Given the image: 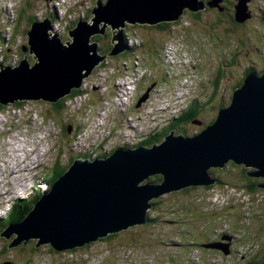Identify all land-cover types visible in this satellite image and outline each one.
<instances>
[{"label": "rangeland", "instance_id": "1", "mask_svg": "<svg viewBox=\"0 0 264 264\" xmlns=\"http://www.w3.org/2000/svg\"><path fill=\"white\" fill-rule=\"evenodd\" d=\"M96 1L0 0V60L3 53L7 56V59H3L6 63L13 56L22 58L24 55L22 53L20 55L19 49L20 45L27 41L26 32L30 25L36 20L50 17V14L54 16V18L51 16V19L58 28L53 33L57 34L63 43L71 41L68 38V31L73 30L79 20L91 24L94 17L91 15V10ZM101 1L104 3L106 0ZM253 11L254 17L244 25H236L229 13L221 16L215 11L203 12L197 19L187 14L186 20L189 22L186 29L187 45H183L180 41L166 43L162 59L159 51L156 52V48H152L151 43L155 38L164 37L163 34L148 26L129 27L126 44L134 48V44L142 41V47H139L136 54L142 56L143 64L151 71V76L141 78L145 67L141 62L142 58L140 59L138 55H134L131 61L119 62L118 57L107 60L105 67L97 74L114 75L115 68L111 67L112 64L120 68L117 71L119 75H115L111 82L114 89L109 107L104 103L106 98L97 96V90L100 89L97 87L98 78L83 80L79 88L82 93L90 94L87 105L85 104L87 94H84L74 98L73 102L77 105L72 107L65 103L64 109L53 116L55 110L43 101L23 102L21 106L9 104L4 107L0 111V190L7 191L4 193V200L9 201L8 209L17 200H29L33 194L39 193L40 187H35L34 190L32 185H38L39 182L41 184L39 181L41 176L47 173L45 175L47 178L51 168L57 163L62 167L69 163L71 150L67 142L71 138L66 129L76 124L84 130L90 127L92 121L95 124L97 110L104 109L106 114H111L100 128L104 130L103 134L109 135L110 142L133 137V133L126 129L129 127L127 121L130 119L138 127L140 126L135 119L134 107L120 112L116 107L110 106L128 98L131 86L138 82L139 78L140 83L137 88L139 92L150 86V83L155 87V83L158 84L160 93L171 92L170 89L174 88L172 94L180 96V86L189 77L181 72L182 69L177 71L182 75L167 77L163 68V61H169L175 51L191 59L187 72L194 73L191 77L193 79L191 89L200 86L196 92L202 111L197 119L202 125L198 127L191 123L182 124L181 128L179 125L174 130L177 134L179 132L183 134L182 132L185 131L184 134L188 137L199 133L214 120L220 104L223 106L221 108L228 107L230 94L245 71L250 68H252L250 71H264V0L255 2ZM30 19H34L31 24ZM130 31L135 32L139 39ZM106 32L107 36L98 41V52L102 55L104 53L100 49L106 42H110V31ZM13 40L14 42L11 43ZM126 53L127 51L124 54ZM28 58L32 63V58ZM107 62L111 66H107ZM216 82L219 83L218 88ZM91 87L95 88L92 90ZM163 102L169 104V97H163ZM164 107L158 105L155 110ZM165 118L168 119L169 114L164 111L156 117L157 135L164 131L163 128L171 125V122L168 123ZM143 128L149 131V124L145 122ZM39 135L44 137L42 145L43 148L48 146L49 152L43 159V166L35 170L33 167L38 164L36 162L38 158L31 149L36 147L32 141H35V136ZM156 139L150 137L145 143H152ZM14 149L18 151L14 152ZM79 152L82 153L83 148H80ZM19 162L21 165L18 166ZM23 166L26 168L24 172L9 175L10 171H21L19 167L22 169ZM240 167L244 168L242 165L228 162L222 169L212 172L210 170L211 177L215 176L216 180L217 178L221 180L219 184L217 180L212 187L208 185L189 189V192L178 191L162 195L158 199L160 206L153 205L148 213L145 226L122 232L113 239L87 248L84 252L74 253L73 257L68 253L56 255L49 246L36 248L38 251L29 255L32 248L29 245L20 253H18L19 249L5 251L4 257L0 259L15 260V264L16 262L19 264L28 262H31L30 264H109L112 261H115V264H201L203 252L195 245L210 241L226 244L229 242L227 237L233 236L235 245L230 242L229 247L230 250L233 249L229 255L231 257H224L229 260L227 264L259 262L264 255V191L258 189V192L256 190L250 193L249 183L243 179ZM244 169L246 172L251 171L249 168ZM261 182L259 180V184ZM26 183L27 187L24 188ZM18 185L20 188L16 190ZM21 188H24L25 194L23 195L22 192L20 196L18 193ZM8 213L0 210V231L5 228L3 225ZM244 241L248 243L239 246L240 242ZM3 247L4 242L0 239V252ZM166 252L170 253L169 258ZM22 254L28 255L23 258L27 259L30 256L31 259L21 263ZM232 259L234 261H231Z\"/></svg>", "mask_w": 264, "mask_h": 264}, {"label": "water", "instance_id": "2", "mask_svg": "<svg viewBox=\"0 0 264 264\" xmlns=\"http://www.w3.org/2000/svg\"><path fill=\"white\" fill-rule=\"evenodd\" d=\"M221 1L211 0L207 5L218 8ZM95 5L91 24L79 20L68 31L71 41L65 43L53 33L50 17L30 25L18 66L0 62V106L25 101L56 103L78 90L106 58L127 50L123 35L127 25L171 23L185 10L198 13L205 9L203 0H97ZM250 16L245 1L240 0L234 22L241 24ZM108 29L111 49L102 55L92 39L105 36ZM148 92L136 108L146 101ZM228 162L251 169L246 175L261 180L257 187L264 191V72L248 74L233 91L230 105L221 108L214 122L193 137L175 136L172 130L151 148L117 149L93 162L74 160L26 216L9 224L0 238L15 235L9 248L30 240L35 241V248L49 246L55 253L82 248L109 234L145 225L150 201L214 184L210 170L222 169ZM149 176H159L161 181L147 183ZM219 249L227 254V245Z\"/></svg>", "mask_w": 264, "mask_h": 264}, {"label": "trees", "instance_id": "3", "mask_svg": "<svg viewBox=\"0 0 264 264\" xmlns=\"http://www.w3.org/2000/svg\"><path fill=\"white\" fill-rule=\"evenodd\" d=\"M101 1V0H100ZM102 2V1H101ZM106 2V1H105ZM199 15H200V12L199 13H196V14H193V18H195V19H197L198 17H199ZM51 16H52V18H54V16L52 15V14H50V18H51ZM34 21V19H30V24L32 23ZM17 26H18V23H17ZM149 27H151V28H153V29H156V30H163V31H165L166 29H168L169 28V24H166L165 22L164 23H161V24H158V25H156V26H149ZM27 38V37H26ZM95 41H97V43H98V41H100V40H103L104 39V37L103 36H96V37H94L93 38ZM14 42V40L13 41H11V43H13ZM27 44V41L26 42H23V44L22 45H26ZM22 45H20V49H19V52H20V54H21V52H22ZM166 45V44H165ZM165 45H164V47H163V50H162V54H161V56L164 54V49H165ZM111 45H110V43L109 42H106L105 43V45H104V50H103V48H101L100 49V51H103V53L104 54H107L109 51H110V49H111V47H110ZM110 48V49H109ZM4 50H5V52L7 51L6 50V48H4ZM18 53V52H17ZM23 57V56H22ZM2 58L3 59H7V56L3 53L2 54ZM10 59V58H9ZM134 59V55L132 56V58H130V59H128V60H133ZM218 86H219V83L218 82H216V88H218ZM81 93V91L78 89V90H74V91H72V93L70 94V95H68L67 97H65V98H63V99H61V100H58L56 103H53V104H50L52 107H53V109L55 110V112L54 113H60L63 109H64V107H65V102L67 101V99H69V98H71V97H74V96H76V95H78V94H80ZM23 102H15V103H13V104H15V105H20L21 106V104H22ZM49 104V103H48ZM220 107H223L221 104H220ZM4 109V107L3 106H0V111H2ZM200 112V106L195 102V103H193V104H191L186 110H184L180 115H179V117L166 129V130H164L161 134H160V136L159 137H162V136H164L165 134H167V132L170 130V129H173V127H174V125H176V124H179V123H183V122H188V121H190L192 118H195V117H197L198 116V113ZM241 168V174H242V176H243V179H245V180H247L248 181V183H249V186H248V190L250 191V193H254V192H256V190H257V192H258V189L259 188H257V186L259 187V180H257L256 178H250L249 176H247L246 175V171H245V169L244 168H242V167H240ZM213 170H217V169H212L211 170V172L213 171ZM65 170H62V169H59V168H57V167H55L54 168V175L51 177L50 175H48V177H47V179L46 180H48V184H49V186H51L52 185V182H51V180H53V182H54V180H55V178L56 177H59L61 174H63V172H64ZM213 179L215 180V182L218 180V184L221 182V180H219L218 178H217V180H216V178H215V176H213ZM148 181L150 182V183H154V184H156V183H158V182H160L161 181V177H159V176H153V177H151V178H149L148 179ZM214 184H210V186L212 187ZM189 189H193V187H190V188H186V189H184V190H182L181 192H189ZM49 190V189H48ZM46 192H48V191H46ZM45 192V193H46ZM40 192L39 193H37V194H35V195H33L32 197H31V199H29V200H21V201H17L16 203H14L13 205H12V207H11V209H10V212L8 213V216H7V218H6V221H5V224L3 225L4 227H6L9 223H11V222H14V223H17V222H20L25 216H26V214L28 213V211L31 209V207L33 206V204H34V202L35 201H37L38 200V198L40 197ZM152 202V204L153 205H155V206H160V202L158 201V200H154V201H151ZM150 202V203H151ZM119 234H116V235H114V234H109V235H107L105 238H102V239H100V240H98L96 243H91V244H89V245H86L87 246V248H91V246H94L95 244H98V243H100V242H102V241H106V240H110V239H113V238H115V237H117ZM13 238L15 237V235L14 236H12ZM11 237V238H12ZM13 238L10 240H7V241H2V242H4V247H3V250L0 252V258L1 257H4V254H5V251H12L13 250V248H9V246H10V244H12L11 243V241L13 240ZM29 245H31V250L29 251V255L30 254H32V253H35V251H38L36 248H35V242H30V241H28V242H21L15 249H19V251H18V253H20L23 249H24V247H27V246H29ZM72 251H74V250H72ZM68 252V251H67ZM167 253V255L169 256L170 255V253L169 252H166ZM26 256H28V255H21V263H25V262H27L28 260H30V256L27 258V259H25V258H23V257H26ZM14 258H15V256H14ZM8 262H10V263H12V264H15L14 263V261L15 260H11V261H9V260H7ZM264 261V255H263V259L261 260V261H254V262H249V263H247V264H262V262ZM2 262H4V260H1L0 259V264H2ZM31 262H28L27 264H30ZM16 264H19L18 262H16Z\"/></svg>", "mask_w": 264, "mask_h": 264}, {"label": "flooded vegetation", "instance_id": "4", "mask_svg": "<svg viewBox=\"0 0 264 264\" xmlns=\"http://www.w3.org/2000/svg\"><path fill=\"white\" fill-rule=\"evenodd\" d=\"M204 1V4H205V9L202 11V12H200V14L201 13H203V12H210V11H215V12H217L219 15H224V14H226V13H229L230 14V18H232V20H233V22H234V12H235V6L237 5V3L240 1V0H222L220 3H219V7L218 8H210L208 5H207V3L209 2V1H211V0H203ZM245 1V6H246V8H247V11L248 12H250V18L247 20V21H245L243 24H237V23H235L236 25H244V24H246V23H248V22H250V20L254 17V11H253V4L255 3V2H258V0H244ZM187 14H190L191 16H193V13H191V12H189V11H187V10H185L184 12H183V17L181 18V22H182V20H186L187 18H186V15ZM187 21V20H186ZM188 22V21H187ZM166 24H169V27H170V24L171 23H167V22H165ZM161 24V23H160ZM188 24H189V22H188ZM158 25V24H157ZM154 26H156V25H154ZM130 26H127L126 28H125V31H127V29L129 28ZM149 27V26H148ZM154 30H156V29H154ZM158 33H161V34H163L164 35V37H162V38H155V39H153L152 40V48H156V52H158V51H160V49H161V47L163 46V44H164V42L166 41V39L167 38H169V34L167 33V29L165 30V31H163V30H158ZM106 35L105 36H103V37H106L107 36V32L105 33ZM110 43V42H109ZM160 48V49H159ZM159 49V50H158ZM0 61H4L3 60V58H2V60H0ZM250 70H252V68H250V69H248L247 71H245L244 72V74L245 73H247V72H250ZM240 83V82H239ZM242 83V82H241ZM154 85H155V83H154ZM241 85V84H240ZM239 85V86H240ZM153 87V84H151V86H150V88L149 89H151ZM55 113H52V116L54 115ZM56 114H58V113H56ZM192 121H188V122H183V123H181V124H188V123H191ZM202 124H201V122H200V124L199 125H197L198 127H200ZM71 129H72V131H71ZM79 127H77V125L76 124H74V125H72V126H70L68 129H66V131H67V133H68V135H69V137H72L73 135H74V137L76 138V136H77V133H78V131H79ZM71 131V132H70ZM203 131V130H202ZM51 176H53V174H50ZM13 238V237H12ZM11 238V239H12ZM10 239V240H11ZM1 241H7L6 239H3V238H1ZM24 255V254H23ZM6 263H9V264H12V263H10V262H8V261H4V262H2V264H6Z\"/></svg>", "mask_w": 264, "mask_h": 264}, {"label": "built area", "instance_id": "5", "mask_svg": "<svg viewBox=\"0 0 264 264\" xmlns=\"http://www.w3.org/2000/svg\"><path fill=\"white\" fill-rule=\"evenodd\" d=\"M139 45H140V42H138L137 44H134V48L138 47ZM8 63L11 66H16L18 64V57L13 56L12 58L9 59ZM189 63H190L189 57H183L180 55V53H177L175 51L174 55H171V58L169 61H163V64H164L163 67H164L165 72L167 74H175L178 71V69H182V68L187 67L189 65ZM107 66H110L108 64V62H107ZM110 76H113V75L96 74V76L94 77V78L99 79V86H97V87L100 89H103V93L106 92V90L108 89L109 85L107 84V81H108ZM146 76H149V75H148V72L145 68V70L142 71L141 78H143V77L145 78ZM139 83H140V78H139L138 82H136L133 86H131V93L128 94V98H126L125 100L119 101V103L115 104L114 106L124 107V106H127L129 104H132L134 101V94L136 92V88L139 85ZM110 86L112 87V89H114L113 85H111V83H110ZM91 88L93 90V88H95V87H91ZM158 93L159 92H156L155 94L151 95V97L148 100L147 105H149L150 107L154 106L155 101L157 100V97H158ZM166 105H169V104L164 103V106H166Z\"/></svg>", "mask_w": 264, "mask_h": 264}, {"label": "bare ground", "instance_id": "6", "mask_svg": "<svg viewBox=\"0 0 264 264\" xmlns=\"http://www.w3.org/2000/svg\"><path fill=\"white\" fill-rule=\"evenodd\" d=\"M119 87V86H118ZM235 88H238V87H235ZM126 94H128V93H126ZM112 105V104H111ZM48 116V115H47ZM15 150V149H14ZM17 165L19 166V165H21L20 164V162L19 163H17ZM12 166V165H11ZM11 168V167H10ZM20 168V170L21 171H19V172H15V170L14 171H10V170H8V171H10L9 173V175L11 176L12 174H16V173H20V172H24L25 170H26V168H25V166H23L22 167V169H21V167H19ZM25 180H26V178H25ZM23 181H24V179H23ZM25 182V181H24ZM24 182H21V184H24Z\"/></svg>", "mask_w": 264, "mask_h": 264}]
</instances>
